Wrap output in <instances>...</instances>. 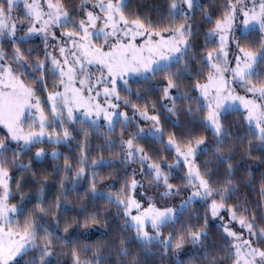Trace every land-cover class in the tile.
<instances>
[{
    "label": "snow or ice",
    "instance_id": "6c2138e0",
    "mask_svg": "<svg viewBox=\"0 0 264 264\" xmlns=\"http://www.w3.org/2000/svg\"><path fill=\"white\" fill-rule=\"evenodd\" d=\"M0 125V264H264V0H0Z\"/></svg>",
    "mask_w": 264,
    "mask_h": 264
},
{
    "label": "trees",
    "instance_id": "16d2710c",
    "mask_svg": "<svg viewBox=\"0 0 264 264\" xmlns=\"http://www.w3.org/2000/svg\"><path fill=\"white\" fill-rule=\"evenodd\" d=\"M76 2H78V0H76ZM218 2H219V0H218ZM253 35H255V33H254ZM30 43L34 45V44L37 43V40H36V39H33L32 41H30ZM257 45H258V39H257ZM25 47H27V45H25ZM135 87H136V85L133 84V88H134V89H135ZM141 103H142V101H141ZM232 115H233V117H234L236 114L233 113ZM181 119H184L183 114H181ZM118 127H119V126H118ZM168 127H169V129H170V128H171V125L168 124ZM196 132H197V133L206 134V135H208L209 138L211 139V133H210V132H209V133H203V127H202V126H197V128H196ZM4 134H5V132H4L3 130H0V136H2V135H4ZM93 143H95V141H94ZM149 143H151V142H149ZM40 146H41V145H36V147H40ZM59 147H60V149H61L62 152L66 150V146L59 145ZM152 147H153V148H158L159 145H157V144H152ZM34 151H35V148H33V152H34ZM9 154H11V153H9ZM94 154H98V153H94ZM103 154H104L105 156H107V154H108V153H107V150H105V152H104ZM253 155H257V153L254 152ZM237 158H238V157H237ZM24 159H25V161H27V159H28V155H27V154L25 155ZM60 160H61V163H62V161H63V157H61ZM53 163H54V161H52L51 157H49V158L47 159V161H46V164H47V166L49 167V169H51V166H52ZM255 165H259V166H256V167L253 168V173H254V175H255V177H256L255 182H256V184H257V189H258L259 182H260V173H261L262 170H264V165H261V164H260V161H255ZM100 171L103 172V173H106V172L108 171V169L104 168V169H100ZM51 179L56 180V179H58V177H52ZM242 191H244V189H242ZM56 195H57V189L54 188V187L51 188V190H50V194H49L50 199L54 200ZM252 195H253V197L255 198L256 193L253 192ZM73 196H75V193H72V194L70 195V197H69V204H68V208H69V209H73V210L63 211V212L61 213V223H60V225H59V229H56V223H55V221H54V220H51V218H49V220H50V222H51V229H52V230L62 232V231H63V228H64L63 218H64L65 216H68V217H74V216L76 215V211H78V210H79V207H80V202H79V201H75V200H73V199H72ZM33 203H35V201H33ZM100 205H101V206H105V207L107 206L106 204H104L103 201L100 202ZM29 206H30V205H29ZM88 210H89V211H92V210H93V207H92L91 204L89 205ZM201 211H203L202 208H201ZM82 216H83V214H81V218H82ZM113 227H114V226H113ZM165 231H166V230H165ZM72 232H73V237H72L73 239H79V240H81V241H83V242H85V243H92V242H95L96 240H104V239H108V238H110L111 236L114 235V233H113L111 230L108 231L107 236H104V235H103L104 229H102V228L99 229V230H97V229H92V230H91V234H90V239L85 240L84 237L79 236V233L85 232V229H84V228H82V227L75 228V227H74V228L72 229ZM187 247L191 248L192 245L189 244V245H187ZM56 251H57V255H55V256L52 257V264H62V262H63L65 259H68V260H69V264H70V258H66V257H64V256H62V255H59V253L61 252V249H60V248H57ZM170 255H171V254H170ZM192 258H193V257H190V256H182V257H181V259H183V260H185V261H188L189 259H192ZM156 259H157V264H159V257H157Z\"/></svg>",
    "mask_w": 264,
    "mask_h": 264
},
{
    "label": "rangeland",
    "instance_id": "374dc122",
    "mask_svg": "<svg viewBox=\"0 0 264 264\" xmlns=\"http://www.w3.org/2000/svg\"><path fill=\"white\" fill-rule=\"evenodd\" d=\"M21 6H22V5H21ZM0 130H3V131L6 133V129H4L2 125H0ZM40 147H46L49 151H51V149H52L53 147H58V148H60L59 145H50V144H43V145H41ZM60 150H61V149H60Z\"/></svg>",
    "mask_w": 264,
    "mask_h": 264
}]
</instances>
